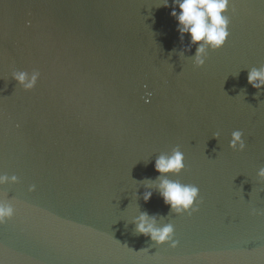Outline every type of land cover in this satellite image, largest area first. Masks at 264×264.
<instances>
[{
	"label": "water",
	"instance_id": "95a60500",
	"mask_svg": "<svg viewBox=\"0 0 264 264\" xmlns=\"http://www.w3.org/2000/svg\"><path fill=\"white\" fill-rule=\"evenodd\" d=\"M163 3L0 0V175L17 177L0 186L14 207L0 264H264V87L247 81L264 67V0H229L201 67ZM177 148L166 178L198 189L179 214L154 170ZM142 214L176 247L137 234Z\"/></svg>",
	"mask_w": 264,
	"mask_h": 264
},
{
	"label": "clouds",
	"instance_id": "9594fccd",
	"mask_svg": "<svg viewBox=\"0 0 264 264\" xmlns=\"http://www.w3.org/2000/svg\"><path fill=\"white\" fill-rule=\"evenodd\" d=\"M229 0H173L174 8L170 13L175 18L178 31L181 36L187 34L191 44L196 45L194 65L201 67L205 63V53L209 50L220 49L228 36V17L224 15L227 10ZM164 7H168L167 0H164ZM176 9L179 11L177 12ZM38 74H32L29 78L26 73L20 72L14 75V79L25 90H30L35 86ZM248 84L254 89L264 87V67L252 69L247 76ZM242 133L235 131L232 133L230 148L243 151L244 142L241 139ZM184 168V155L177 148L170 154H161L154 162V170L159 174L158 191L165 205L171 212L179 214L181 212L196 211L193 203L198 196V189L193 185L182 184L176 180L167 179V175H177ZM258 177L264 180V168L257 173ZM164 177V178H160ZM16 176L0 175V186L5 184H15ZM33 188H29L32 191ZM151 192L144 194L145 202L150 198ZM14 215V207L7 200H0V224L11 219ZM136 232L149 238L155 245L168 244L175 248L177 242L173 238V226L167 224L162 228L155 226V219H149L146 214L139 216L136 221Z\"/></svg>",
	"mask_w": 264,
	"mask_h": 264
}]
</instances>
